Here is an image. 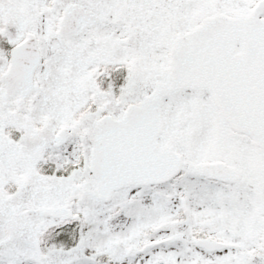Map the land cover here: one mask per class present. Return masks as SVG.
Listing matches in <instances>:
<instances>
[{
    "label": "snow or ice",
    "instance_id": "snow-or-ice-1",
    "mask_svg": "<svg viewBox=\"0 0 264 264\" xmlns=\"http://www.w3.org/2000/svg\"><path fill=\"white\" fill-rule=\"evenodd\" d=\"M0 264H264V0H0Z\"/></svg>",
    "mask_w": 264,
    "mask_h": 264
}]
</instances>
